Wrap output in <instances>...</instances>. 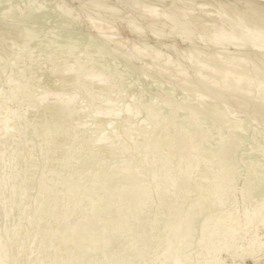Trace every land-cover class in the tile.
<instances>
[{
    "label": "bare ground",
    "instance_id": "1",
    "mask_svg": "<svg viewBox=\"0 0 264 264\" xmlns=\"http://www.w3.org/2000/svg\"><path fill=\"white\" fill-rule=\"evenodd\" d=\"M76 1L79 2V5H77L76 8L74 9L73 4H75ZM83 2L84 0H0V54L2 55L3 53H5L6 55H9V56L10 55L17 56V54L20 55L21 52H23L24 48L28 47L33 50L34 46L37 44H41L44 38L49 43V45L57 44L56 41L60 39L62 41L61 48L65 47V51L64 50L61 51L59 56H61V53L63 52L62 53L63 57L64 56L77 57L76 58L77 62L83 63L84 71H82L83 78L80 79V84L85 86L86 88L85 90L86 92H88V94L85 93L87 97L90 95L89 92H91V95L93 94L97 95V99L95 103L97 102L98 99L100 101H103V103L105 104L110 103L112 102L113 98L115 100V98H117L116 96H119L118 94H116L117 92H120L118 91L119 89L118 85H116L118 84V81L122 80L124 83L125 81H127V79L130 80L132 78V75L129 72H127L129 71L127 69V65H129V63H131L130 66H132L133 70L137 72H144L147 78H148V75H151V76L153 75L152 77H155V78L151 77V80L149 79V84H151L150 88L154 90L155 93H153V95L155 96L152 95L150 97V95L147 94V97L150 101L149 105L150 107H152V109H154L153 112L156 113L157 111L155 110L159 109L162 106L163 101H166L168 103H171L172 105H177L178 108L180 107L182 109V112L186 114L184 116H187L186 118L182 117V118L176 119L174 114L177 113L178 108L174 107L172 108L170 112L172 115V118L174 119H170V117L167 115H165L163 118L154 119L155 120L153 123L154 126L152 125L153 128L161 124V122L164 119L166 121L158 129V134H157L158 137L148 138L147 141L149 142L156 141V145L160 149H164L168 143L167 132L170 131L171 128H174V127L179 129L181 132V139L178 142L177 147L173 149V152L174 154L179 155L184 160L183 164L180 163V169H181V174L183 175L181 184H183L185 188L181 189V191H175V192L177 196L180 194V198L182 197L184 198L188 196L190 197V200L192 199H191V196L189 195L193 193L194 199L192 200V203L189 202V207L187 205L186 207L188 208L184 209L183 212L179 211L182 207L179 208V210L177 211L174 210L177 213L176 215H174V219H175L173 221L174 226L172 225L173 229L171 231V235L169 236L170 238H168L169 243H167L164 246H165V250L170 252V253L167 252V254H171V257L173 258L172 261L174 262L171 261V264H191L190 258L182 262L180 259H177L179 257L175 253L176 250L180 249L181 247H185V246L187 247L191 243L192 231L195 228V222L197 221L196 217L200 215L199 213L201 211H205L211 205H220L221 201H218L219 195L221 194L220 196L224 198L225 196H227V195H224V193L231 194V192L234 191L236 181L241 179L242 176H247L249 172H247L246 164L244 165L245 169L241 167L244 171L237 169V168H240L241 163L237 165L239 161H238L237 156L235 155V151H237L236 149H239L240 151L241 148L239 147L237 148V146L242 145V144L244 145L245 143H242L243 141L241 139L238 140L239 137L237 138V140L242 144L236 143V134H238L237 133L238 130L244 127V125L248 129L251 128V127H248L251 125H247L249 121L248 119L256 120L258 118L260 119V121L262 120L264 121V0H90L87 2L85 0L86 4H84L85 2L84 3ZM88 2L90 3L88 4ZM87 4L89 7L87 6ZM84 5H86L87 7L86 6L84 7ZM71 6L73 9L70 10ZM72 10H74V12ZM73 31H76V34L78 35V41H77V44H75L73 47L70 48V46L68 45L69 39H67L65 35L68 33H72ZM47 34H51V35L48 38L44 37ZM10 42H13V43L11 44ZM110 43L114 45L113 48L112 47L109 48L108 45H110ZM15 45L21 46L22 50L18 48L19 50H21V52L18 51L17 53L16 52L17 50L15 51V47L14 48L12 47ZM43 46L44 45H41V47ZM83 46L87 47L91 51H95V53L92 54V61H91L93 66H89L88 57L86 56V54L85 55L79 54ZM110 49H112L113 53ZM44 50H46V48H44L43 51ZM108 50H110V52ZM35 51L36 49H34V52ZM110 54L112 55V57L110 56L111 58L109 57ZM7 57L8 56H6V58L4 59L8 61ZM12 58L11 59L9 58L11 62H12ZM117 58L118 60L120 59V61L122 62H119ZM19 60H22V59H19ZM116 60L120 64L123 63L122 65L125 68L123 67L124 69L123 68L120 69L119 67L121 65H119ZM3 61H0V62H3ZM7 61H6V66L8 65ZM54 61H55V64L57 65V68H58L57 72L60 74V76H63V74H66L65 76H71L74 74L75 62H73L71 58H67L65 60H58V55H57L54 57ZM103 62H105L106 66H103V67L99 66V64ZM111 67L113 68V70H112V73L110 74L108 73L107 68H111ZM4 68L3 69L1 68L3 70V73L6 72ZM38 68L39 67L33 70L32 78H34ZM118 68L122 72L118 71ZM19 71H20V68L18 69V73L13 74L14 76L13 81H15L14 84L13 85L9 84L11 88V92L16 91L17 89ZM125 73L126 74L129 73V77L127 79L125 77L126 75ZM123 75L125 79L123 78ZM133 76H134V80L139 79V82H141L140 74L139 75L134 74ZM7 77H6V80L11 76H9L8 78ZM9 80L11 83L13 82L10 78ZM0 85L2 84L0 83ZM63 87L67 90L65 91L66 93H68V90L72 91L73 89V91H75V94H77L76 89L79 87V85L77 84L76 81L75 82L73 81V82H68V84L64 85ZM177 89H179V91ZM120 90L122 91V89ZM0 91H1V88H0ZM65 92H62V93L64 94ZM175 92H178V95L179 93L183 92L186 98H184L185 96L183 97L181 95L182 98L178 99L179 97L178 98L176 97L177 94ZM57 93L59 92L57 91ZM62 93L60 92V95H62ZM188 93L189 95L190 93L193 94L191 95L190 98L189 97L188 98L191 99L192 96L193 98L195 96L196 98L194 99H196L197 102L193 103L194 101L192 102V99H193L192 98L191 99L192 104L191 103L188 104L189 101L185 103V99L186 101L189 100L187 99ZM69 94H70V91H69ZM40 95H42V93H40ZM55 95H56V92H55ZM60 95L58 94V98ZM37 96L39 95L37 94ZM37 96L35 95V98ZM42 96H39L41 100H42L41 98ZM78 96H79V93H78ZM62 97L64 96H61V98ZM81 97L79 98L81 99ZM35 98L27 102L28 108L25 110L26 111L25 114L28 113L27 110L31 112L29 113V115L27 114L29 116L28 118L26 115L27 120H25L26 118L24 119L23 117H22V120L24 119L23 122L26 121V124L25 122L24 124L27 127V133L31 137V139H29L30 137L28 139L30 141L32 140V143L34 145L36 144L35 145L37 146L36 148H39L38 147V143H39L41 151L40 149L38 151L40 152L39 156L41 154L40 157L42 158V160L40 157L39 159L37 158L38 156H36V159L37 160L39 159L40 162L35 160L36 163L32 164L33 162L32 161L31 164L28 163V165L27 163H25V161H24L25 165H21L20 163L22 162L17 160V162L18 163L20 162L19 164L21 165L20 166L19 164H17L20 166L18 168L20 171L16 175L18 176V178H16L14 174V176L11 177L12 178L11 180L9 178V175H7L9 179L7 178L5 180L7 182L9 180L10 182V184L9 183L7 184L6 181L3 180L5 178L4 177L5 173L4 174L2 173L3 176L0 174L2 176V179H0V187L1 189L5 187V191H6V188H8L6 186L8 185L10 186V190H12V192H10L12 193L11 194V204H15L17 208H19L18 206L23 205L22 204L23 202H25L23 207L26 204L30 205L31 203H33L34 205L31 204L33 207L31 206L32 208L29 209V210H32L38 205L39 201L44 197H47V198L50 197L52 198V201L54 202L60 198L63 204H65L66 208H69L71 205L75 203L79 204V203L84 202L79 207V212L82 214V216L80 214L81 219L80 220L78 219V221H76L71 227L72 231H71L69 240L71 244L73 245L77 244L79 237H81L84 234H88L87 232H90V234H93V235L96 232H100V231H97V229H95V226L100 225V227H103L104 225L103 223L105 221L100 220L98 218L100 214H103V213L107 214V216H109V218L107 217L108 218L107 220L112 222V223L109 222L110 224H112V228L108 232L107 231L105 232L104 230H101V231L105 232V233H102L104 236L103 242H105V244L108 245V241L112 240L115 237V234L117 233V231L124 228L125 220L126 219L128 220L129 216H131V219H132L131 223L134 221V219H136V221L138 222L137 219L139 218L137 217H140V216H137L136 218L134 217L132 218L135 212V208H138L136 206L142 207L144 205V202L146 201L148 202L149 197L153 198L151 197L152 194H150V192H148L146 195L143 194V187L140 184L141 182L140 176H138V174L136 173L135 168H137L138 166L140 167L141 164H145L146 162L149 166H147V164L145 165V167L147 166L145 168L147 170L144 173H147V175L150 176V179H152L162 174L161 172H159L158 168L161 167L164 172L165 170H169L171 168V164L164 163L163 154L161 151L146 152L144 150L145 145L140 144L136 146V148L134 149L136 157H137L136 162L131 165L127 164L126 167L130 166L128 169L125 168V165H126L125 164L124 165L125 170L122 173L114 172L115 169L114 171L112 170L110 171L109 168L107 169V171L109 170L108 173L104 172L105 169L104 171L103 170L101 171L102 162H107L104 160L114 155V151H115L113 147L114 141L108 144L102 143L101 140L103 139V137H101L102 139L100 140L99 138L100 136H99V137H96L94 140L95 148H97L95 149L96 150L95 152L85 153L80 159L76 155L75 157L70 155L69 147L72 144L74 137L78 136L79 133L82 131V128L80 130L76 128L73 133H65L66 135L65 134L56 135V125L53 120L56 117L66 118V113L68 111L67 109L72 107V105L70 104L71 102H73L71 100L72 97L70 99L67 98L68 101H63V102L55 101V102L50 103L47 100L43 102L44 104H42L41 102L42 105L40 104L41 100L40 99L38 100V97H37L38 101H36ZM46 98L48 99V97ZM183 98L184 100L181 101V99ZM78 99L76 101V98H75L74 102L76 101L77 103H79L80 101L78 102ZM113 102H112V105H113ZM98 104L100 103L97 102V106ZM114 104L116 107V103ZM195 105H197L199 108L196 107ZM83 106L85 105L80 106L81 109H83L82 108ZM99 106L101 107V104ZM106 106L107 105H105V108ZM3 107L5 106L3 105ZM3 107L0 108V110L3 112L5 111L4 113H6L8 109L4 110ZM110 107L112 108L113 106H110ZM121 107L122 105L119 107V109ZM78 108L74 109V113L76 114V118L79 123L80 121H82V118H85L84 116L85 114L81 115L82 113H85V112L79 111ZM101 108H104V107H101ZM105 108L102 110H105ZM116 108L113 107V109H116ZM117 109L115 111H117ZM133 110L135 109L133 108L132 112ZM10 111H13V110H10ZM10 111H7L8 112L7 114H9ZM202 111H207V113L216 114L218 116L219 122L210 123L209 114L201 113ZM127 112L129 114L126 115L125 112L123 114H125L127 117H130V118H131V115L137 113L136 110L134 113H132L130 108L129 110H127ZM168 112L166 114H168ZM106 113L107 114H103V115L98 113L97 115L95 114L96 115L95 117L93 116L90 118V119L93 118L95 120V122L93 121L94 127L101 128L100 131H104V132H106L107 126L110 128L109 124L111 123V119H110L111 114L113 115L116 112L109 111ZM123 114L122 116H124ZM232 115H234L233 117L234 119L237 115L239 118L237 120L236 119L232 120L231 119L232 117H230ZM1 116L3 117V115ZM12 116L7 115L6 117L11 118ZM14 117L15 115L12 117L13 122L16 119V117L15 119ZM120 117H118V119ZM124 117H122V119ZM132 117H134V115ZM86 118L84 120L85 122L88 119ZM113 118H115V121H116V116ZM6 120L7 118H5V121H4V118L3 120L0 119L1 123L2 122L5 123ZM19 120H20V117H19ZM141 120L139 123H142V124H140L137 127L139 132H135L137 133L136 134L137 136H139V134H141L142 132L147 131V128H148L147 125L143 124L144 121L141 122ZM9 121L10 120L8 119L6 122V125L8 123V126H9ZM49 121H50V124H48ZM115 121H113L112 123L114 124ZM137 121H139V119ZM85 122L83 123V125H85ZM89 122L90 121H87V123ZM254 122L255 124H257L256 121ZM12 124L10 125L11 127H12ZM79 124L80 125L77 124L78 125L77 127L81 126L82 123L80 122ZM117 124L118 123H116V125ZM0 126H2V124ZM256 126L254 128L259 129L261 125H259L258 127ZM7 127H3V128L6 129ZM104 127H105V130H102V128ZM224 127L229 128L230 135H231L230 143L225 144V145H223L222 143L220 144V140H221L220 135L222 134L221 129ZM246 127L244 129H246ZM22 128L24 129V127ZM113 128L115 127L113 126ZM199 128L202 130L201 131L202 133H200L199 136L195 137L197 135L196 133H199V130H198ZM262 128H260V130H262ZM0 129L2 128L0 127ZM251 129L245 132H248L249 134ZM253 129H252V132L256 130V132H254L253 134H257L258 129H254V130ZM11 131H8L9 133L6 132V136H7V133L9 135L12 134L13 132L10 133ZM240 131L242 132L238 134L239 136L241 133L244 132L243 129ZM122 132L123 131H120V133ZM135 133H134V136H136ZM260 133H261L260 134L261 137H263L264 136V135L262 136V134H264L263 131H260ZM101 134L103 135V133ZM2 135L0 136L2 137ZM12 136H14V134L10 136L9 142L10 140H12L11 139ZM116 136L117 138H115V141H117L116 139L120 138L118 137L120 136L119 134H117ZM190 137H193L194 139ZM248 137L249 136H247V138ZM240 138H242V135ZM254 138L255 137H252V139ZM133 140H135V138ZM249 140L250 138L247 141ZM0 141L2 140L0 139ZM5 141L8 142V138ZM257 141L259 140L258 139L255 140V142ZM15 142H14V145H15ZM132 142L133 141L129 143H132ZM10 143L8 145H10ZM258 143L256 147L258 146ZM29 144L27 143L28 149H30L29 146H31ZM247 144H253V141L252 143L247 142ZM247 144L245 145L247 146ZM4 145H7V143H5ZM8 145L7 147L9 148ZM0 146H3V145H0ZM248 146H251V145H248ZM5 147H2V148L5 149ZM20 149L22 150V148ZM23 149L26 150L25 148ZM9 150H6V152ZM92 150L94 149H91V151ZM29 151L31 152V149ZM38 151H35V153ZM261 151L262 152L259 151V153L260 154L262 153L263 155L264 154L263 148ZM10 152L8 153L10 154ZM24 153L28 154V152H24ZM197 153H207L214 160H217L216 166H214L215 161L213 159L209 160V163H210L209 168L217 169L216 174L214 175L221 176L220 182L222 184L221 186H218L220 188H218L215 192L210 191V185L207 183H203V184L196 186L197 181L201 182L207 178L202 176V178H199L196 181L195 176L192 177L191 175L192 169L190 165L185 163L188 160L193 159V157ZM27 154L25 156H27ZM18 155L20 156V154ZM13 156L10 155V157H13ZM30 156L31 155H28V158ZM234 156L237 158L238 162L236 161ZM67 158H69L70 160L69 169H70V172H73V174L70 177H63L62 173L59 174L60 172L59 170H61L62 162ZM30 159L31 157L29 158V160ZM19 160H21V157ZM3 161H6V160L3 159ZM9 161H12V160H9ZM48 161L52 165L47 175V180L50 182L58 175L59 177L58 187L60 189H63L61 195L59 196L55 194L54 195L50 194L47 183H43L41 181L42 180V164ZM152 161L153 162L159 161L158 166L155 165L156 162L153 164ZM198 161L201 163L203 162V159L199 158ZM6 163L4 165V168L5 166L9 165L8 163L6 165ZM39 163L40 164L42 163V164L40 165ZM0 165L3 166L2 164ZM13 165L15 164L11 163V168L13 167ZM17 165H15V167ZM39 165H40V171H39ZM122 166L120 165V167ZM11 168L10 169L8 168V173L10 172L9 170H11ZM13 170H14V173L18 172L17 170H15V168ZM120 170H122V168H120ZM121 174L123 175V177L125 176V178L127 179L126 180L124 178L125 182L123 181L124 183L122 184L120 182L124 179H122L123 177L121 176ZM168 192L166 195L167 197L170 198L171 194L170 196H168L170 193ZM164 193H166V191L162 193V196ZM77 194H79V196L75 197V195ZM115 194L116 196H114ZM172 194L174 195V193ZM208 194L209 195L211 194V196L212 194L214 195L217 194L218 197L217 196H216L217 198L213 197L214 196L213 195L212 198H210L209 196H207ZM1 196L2 197L0 198L3 199V195ZM205 196H207L210 199L209 203H206V204L204 203L206 202V200H204ZM157 197L158 196L156 195V199ZM221 197H220V200H222ZM231 197L233 199V196ZM180 198L179 200L181 201ZM173 199H175V197ZM225 199H223L222 201H224ZM250 199H251V202L255 200L257 204H254L255 201L254 203L252 202V204L258 206L259 197L252 196ZM125 200L127 202H125ZM150 200L152 199H149V201ZM236 200L237 202L236 201L235 202L238 203V206H239L240 202L238 198H236ZM30 201L31 203L29 204ZM153 201H155V199ZM208 201L209 200L207 199V202ZM0 204H2V202H0ZM254 205H253V208H251L252 210L256 208ZM147 206L145 207L147 208ZM170 206H171L170 208L171 211H173L174 208H177L178 204L176 205V204L171 203ZM141 207H140V210L137 211L138 212L137 214H139V212L141 211ZM9 208L10 207H8V209ZM237 208L238 207H236V209ZM24 209L27 210L26 206L24 207ZM252 210L249 209V211L248 210L245 211L242 208L243 213H239V210L237 211L238 213H236L234 212L235 210L222 209L221 211L216 212L214 215L208 216L207 218H205L204 222H201L200 224V226L201 225L203 226V228L201 227L200 230L203 229V232H204V234L202 233L203 236H201L202 234H200V236L202 237L201 244L203 248L205 249V251L206 249H209V248L211 249V247L214 244L213 242H216L215 240L219 238H220L219 240H223L221 241V243L223 242V245L221 246V243H220L219 247L216 248L215 246H218V245H215L217 244L215 243L214 247L216 248L215 249L216 252L220 251V253H222L221 251L223 250L228 251L229 250L228 248H231L232 244L233 246L236 244L235 240H237V238H240L241 230L245 228V226L246 227L253 226V229L254 227L256 228L257 225L264 226V207L258 206L256 210H253V211ZM1 211H3L2 208L0 212ZM25 211L23 210L24 213ZM1 215L2 214H0V217ZM4 215L6 217V214ZM20 216L22 217L23 215L20 214ZM145 217L146 216H144V218ZM6 219L8 218L6 217L5 220ZM104 219L106 220V218ZM198 220L200 221V219ZM7 221L8 220H6V222ZM108 221H106L107 222L106 224L109 225ZM145 221L146 219L144 220V222ZM141 222H143V217L140 223ZM4 224H5V221L2 223L1 227L2 226L4 227ZM108 225H107V228L111 226V225L110 226ZM198 225H199V222L197 226ZM245 230L249 231L248 228ZM2 231L4 232L5 229H3ZM253 235H249V238L252 237ZM1 236L2 235H0V245L2 246L0 250V264H6V258L8 257V254H9L8 249H7V243H6L7 240L5 239V241L1 242V240H4L5 238L4 237L2 239ZM47 237H49V234ZM167 237H168V234H167ZM194 238L196 239L195 236ZM219 240L217 241L219 242ZM234 241H235V244L233 243ZM103 242L100 245H102ZM195 242L196 240L193 242V244ZM143 244L145 243H142V245ZM142 245L139 247H142ZM145 245L143 246L144 248H146ZM202 246L200 247L202 248ZM124 247H125V243H124ZM143 247L141 248L142 250H143ZM214 247L212 248L214 249ZM235 247L237 248L236 251H238V247L237 246ZM244 247H245V244H244ZM100 248H102L103 250L105 247L104 248L100 247ZM136 248L137 249L135 248L134 249L135 250L140 249L138 247ZM194 248H196V246L191 247V249L195 250ZM120 249H118L119 254H117L118 251L117 253L115 252L117 256L118 255L120 256L122 253H124V250H122L123 248L121 249L123 251L121 253H120ZM210 249H209V252H210ZM263 249H264V237L263 238L254 237L251 240V242L248 244V247H246V249L245 248L243 249L242 247V250H240L239 253H241L244 257L245 255H248L250 257V256H254L256 253L260 252ZM193 250H191V252ZM187 251L189 253V250ZM199 251L200 250H198L197 252ZM173 252H174V255H173ZM81 253L82 254L86 253V255L88 254L87 250L84 249L83 247L81 249ZM201 253H203V251ZM136 254H137V251L134 256H136ZM144 254H139V255H144ZM110 255L113 256V254H110ZM124 255L125 254H122V259L124 258ZM130 255L125 256L123 261L126 258H129ZM145 255H144V258L147 257ZM148 255H149V252H148ZM134 256L132 255V259ZM106 257L108 258L109 256L107 255ZM206 257L207 256H205V258ZM114 258H116V256ZM136 259L138 262L137 257ZM119 260L117 259L118 262ZM141 260L145 261V259H142V257H141ZM170 260L171 259H169V261ZM128 261L129 259L127 260V262ZM203 261L204 262L210 261L211 263V260H207V261L203 260ZM127 262H125V264H127ZM137 262H133V263L135 264ZM140 262L141 261H139V263ZM146 263L144 262V264ZM165 263L162 262L160 264H165Z\"/></svg>",
    "mask_w": 264,
    "mask_h": 264
},
{
    "label": "rangeland",
    "instance_id": "2",
    "mask_svg": "<svg viewBox=\"0 0 264 264\" xmlns=\"http://www.w3.org/2000/svg\"><path fill=\"white\" fill-rule=\"evenodd\" d=\"M87 1H90V0H86V2ZM84 2H85V0H84ZM86 2L84 4H86ZM89 3L90 2H88V4ZM88 4H87V6H88ZM77 5H79V2L76 1L75 4H73V8L75 9ZM85 6L86 5H84V7ZM73 8L71 6L70 10ZM72 11L74 12V10H72ZM50 35L51 34H47L44 37L48 38ZM65 36L67 37V39H69L68 45L70 46V48L73 47L75 44H77L78 35L76 34V31H73L72 33H68ZM59 40L56 41L57 44L49 45V43L44 38L42 40L41 44H37L34 46V49H36V51H35L36 53L34 52V49L32 50L31 48H28V47L24 48L23 52H21V50H22L21 46H19V45L12 46L13 48L15 47V51L17 50L16 51L17 53H18V51L21 52V54L19 52L20 55L17 54L18 58L16 55H13L15 57V59L12 55L9 56V55H6L5 53H3L2 54L3 56H2L0 54L1 55L0 61H3V60L5 61V63H4V61L0 62V69L1 68L3 69L6 66L7 60H5L4 58H6V56H8L7 57L8 58V61H7L8 65L4 68V70L6 72L4 71L5 73H3V70L1 69L2 72L0 70V76H1L0 83L2 84V85H0V88H1V91H0V94H1L0 95V106L1 107L0 108H2L4 105L5 106V107H3L4 110L8 109L7 111H10V110L14 111V112L10 111L9 114H7L8 113L7 111H6V113H4L5 111L3 112L0 110V117H1L0 119L3 120V118H4V121H5V118H7V120L8 119L10 120L9 126H8V123L6 125L7 120L5 123L4 122L1 123V121H0V125L2 124V126H0V127L3 129V131L6 130L5 132H3L2 129H0V132L2 131L0 133V135L3 134L2 137L0 136V139L2 140V141H0V145H3V146H0V147L2 148V147L6 146L5 149L0 148V151H1L0 152V157H1L0 158L1 159L0 164L3 165V166L0 165V174L2 175V173L3 174L5 173L4 174L5 178L3 177L4 178L3 180L8 178L7 175H9V178L12 180L11 177H13L14 174H15V177L18 178V176H16V175L19 173L20 170L18 168L21 165H25V163H27V165H28V163L31 164L32 161H33L32 164H34V163H36L35 160L39 161V159L41 158L40 157L41 154L39 156L40 152L38 151L40 149V145L38 143L39 148H36L37 147V146H35L36 144L34 145L32 143V140L31 141L29 140V139H31V137L27 133V127L25 125L26 121H24L25 122V124H24L23 120L26 118V115L27 114L29 115V113L31 112V111L27 110L28 113L25 114V112H26L25 110L28 108L27 102L29 100L35 98V95L37 96V94H38L39 96H42L43 93H44V95L41 97L42 100L39 98V96H37L38 100L39 99L41 100L40 104H41V102H42V104H44L43 102H45L47 100L50 103L55 102V101H60V102L68 101L67 98L70 99L71 97H72L71 100L74 102L75 98L77 101V99L82 96L81 99L79 98L80 100L78 99V102L80 101L79 103H77L76 101L74 102V104H73V102L70 103L72 105V107L67 109L68 111L66 113V118L65 117L64 118H57L56 117L53 120L55 125H56V135L65 134V133H73L76 128H78L79 130L82 128V131L79 133V135L77 134L78 136L74 137L73 142L69 147L70 155H72L74 157L76 155L80 159V158H82V156L85 153L95 152L96 151L95 149H97V148H95L94 140L96 137L100 136L99 137L100 140L102 139L101 137H103V139L101 140L102 143L108 144V143H112L113 141L115 142V143L113 142V145H114L113 147L115 149L114 155L104 160L107 162H102L101 171L102 170L104 171V169H105L104 172L108 173L109 170L114 171V169H115L114 172L122 173L125 170V168L128 169L130 166L126 167L127 164L131 165V164H134L136 162L137 157H136L134 149L136 148V146H138L140 144L145 145L144 150L146 152H149V151L159 152V151H161L163 154L164 163L165 164L166 163L171 164V168L169 170H165L164 172H163L161 167L158 168L159 172H161L162 174H160V175H158L152 179H150V176L147 175V173H144L147 170L145 168L147 166H149L146 162H145V164H141L140 167L138 166L140 169L138 167L135 168L136 173L138 174V176H140V181H141L140 184L143 187V194L146 195L148 192H150V194L153 195V196L151 195V197H153L155 199V201H153L154 200L153 198L149 197L148 202L146 201L147 204H146V202H144V205L142 206L144 208H142L141 206H136L138 208H135V212H134L132 218L133 217L136 218L137 216H140V217H137V218H139V219H137L138 222L136 221V219H134V221L131 223L132 219H131V216H129L128 220L127 219H126L127 221L125 220V225L128 222V224L126 225L128 228L124 225V228L117 231V233L115 234V237L112 240L108 241V245H106L105 242H103L104 236L102 234V233H105L106 231L108 232L112 228V224H110L112 222L107 220L109 218V216H107V214H105V213H103L104 215L100 214V216L98 218L100 220L105 221L103 223L104 224L103 227H100V225L95 226V229H97V231H100V232H96V233H94V235L90 234V232H87L88 234H84L81 237H79L77 244L73 245V244H71V242L69 240L70 235H71V231H72L71 227L76 221H78V219L79 220L81 219L82 214L79 212V207L84 202L79 203V204L75 203V204L71 205L69 208H66L65 204H63V202L60 200V198L54 202V201H52V198L44 197L39 201L38 205L32 210H29V209H31L33 207L32 205H34V204L31 203V201H30L29 204L31 203L32 205L26 204L25 205L27 208V210H26V209H24L25 206L23 207L25 202L22 203L23 204V205H21L22 207L18 206L16 204L19 208H17L15 206V204H11V194L12 193H10V192H12V190H10L9 185L6 186V187H8V188H6V191H5V187L2 189L0 187V197H2L1 195H3V199L0 198V200H1L0 202H2V204H4V205L0 204L1 205L0 210L2 208V210L4 211V212L3 211L0 212V214H2L0 217V223H1L0 224V231H1L0 235L3 236V237L1 236L2 239L5 237L4 240H1V242L5 241V239L7 240L6 243H7V249L9 252L8 257L6 258V264H115V263L116 264H118V263L119 264H121V263L125 264V262H127V260L129 259V261L127 262V264H128L130 261L132 263L137 262L136 257L138 258V262L135 264H141V263L144 264V262L146 263L147 261L148 262L146 264H156V263L160 264L162 262L165 263L166 261L167 262L165 264H171V261L173 260V258L171 257V254H167L168 251L165 250L164 245L169 243L168 238H170L169 236L171 235V231L173 229L172 225H173V221L175 220L174 215L177 214L175 211L179 210V208H181V207L182 208L179 210L181 212H183L184 209H187L189 207V202L192 203V200L194 199V195H193V193L189 195V196H191V199H192V200H190V197H188V196H186L184 198L183 197L180 198V194L177 196V194L175 192V191H181V189L185 188L184 185L181 184V180L183 178V175L181 174V169H180V163L183 164L184 160L179 155H176L173 152V149L177 147L178 142L181 139L180 130L177 129L176 127H174V128H171V130L167 132L168 143L164 149H160L156 145V141L149 142V141H147V139L158 137L157 136L158 129L166 121L165 119L162 122L159 121V122H161V124H159L157 127L153 128V126H154L153 123L155 121L154 119L163 118L165 115L169 116L170 119H174V118H172V115L170 112H171L172 108H174V107L178 108V106L172 105L171 103L163 101L162 106L159 109L155 110L157 112L156 113L153 112L154 109H152V107H150V105H149L150 101L147 97V94H149L151 97L153 95V93H155L154 90L150 88L151 84H149V79L151 80V77L153 75L152 76L148 75V78H147V76L144 72H137V71L133 70L132 66H130L131 63H129V65H127V69L129 71H127L126 69L125 70L132 75V78L130 80L127 79L129 77V73H127L128 76L125 73L126 74L125 77H126L127 81H125L124 83L122 80L118 81V84H116V85H118V87H119L118 91H120V92L116 93L119 96H116L117 98H115V100L113 98V100H114V102L112 100L113 105H112V102L105 104V103H103V101H100L99 99L97 100V102L101 104V107L105 108V105H107L105 110H102L104 108H101L99 106L100 104H98V106H99L98 107L97 102L95 103V101L97 99V95H94V94L91 95V92H89L90 95L87 97L85 95V93L88 94V92H86L85 86L80 84V79L83 78V75H82V71H84L83 63L77 62V59H76L77 57H71V56H64L63 57L62 56L63 52L61 53V56H59L61 51H63V50L65 51V47L61 48V42L62 41L61 40L59 41ZM10 43L12 44L13 42H10ZM41 45H44V46L41 47ZM16 46H18V47H16ZM108 46H109V48H111V47L113 48L114 45L110 43V45H108ZM18 48L21 50H19ZM44 48H46V50L43 51ZM110 50L112 51V49H110ZM110 50H108V51L110 52ZM94 53H95V51H91L87 47L83 46L79 54L80 55L86 54V56L88 57L89 66H93L91 61H92V54H94ZM112 53H113V51H112ZM4 55H5V57H4ZM57 55H58V60H65L67 58H71L72 61L75 62V71H74L73 75L65 76L66 74H63V76H60V74L57 72L58 68H57V65L55 64V61H54V57ZM40 56H41V58H40ZM110 56L112 57L111 54L109 55V57ZM9 58L10 59L12 58V62H11V60H9ZM13 59H14V61L15 60L16 61L14 62ZM19 59H22V60H19ZM117 60H118V58H117ZM118 61L122 62V61H120V59ZM119 62H118V64L121 66L120 67L118 66V67L121 69L124 66L122 65L123 63L120 64ZM1 63H2V65H1ZM3 64H5V65H3ZM99 66H101V67L106 66L105 62L100 63ZM37 67H39V68H38L34 78H32V75H33L32 72ZM19 68H20V71H19V75H18L17 89H16V91L11 92V88H10L9 84H12V85L14 84L15 81H13L14 80L13 74L18 73ZM119 68H118V71H121ZM112 70H113L112 67L107 68V71L110 74L112 73ZM134 74H136V75L140 74L141 75V77L139 76L141 78L140 79L141 82H139V79L134 80V76H133ZM7 76L13 77V78L9 77L13 81L12 83L10 82V80ZM6 77L8 78L7 80H6ZM125 77L123 75L124 79H125ZM152 78H155V77H152ZM73 81L74 82L76 81L77 84L79 85V87L77 88L78 90L76 89L77 94H75V91H73V89H72V91L68 90V93H66L65 91H67V90L63 86L67 85L68 82H73ZM134 81H135V83H134ZM136 81H138L139 83ZM120 89H122V91ZM49 90H50V92H49ZM177 90L179 91V89H177ZM45 91H47L49 93H47ZM54 91L56 92V95H55ZM57 91L59 93H57ZM69 91H70L71 96L69 94ZM60 92L61 93L65 92V93L64 94L62 93V95H60ZM40 93H42V95H40ZM78 93H79V96H78ZM175 93L178 95V92H175ZM58 94L60 95L59 98H58ZM66 94L69 97H67ZM48 95L50 96V98ZM177 95H176V97L177 98L179 97L178 99L182 98V96L183 97L185 96L183 92L179 93L180 96L182 95L181 97L179 95L178 96ZM191 95H193V94L190 93V95H189V93H188L187 99H189L191 97ZM61 96H64V97L61 98ZM85 96H86V98H85ZM153 96H155V95H153ZM37 97L35 98L36 101H38ZM43 97L44 98L48 97V99L47 98L44 99ZM73 97H74V99H73ZM118 97H120V98H118ZM184 98H186V96ZM184 98L181 99V101L184 100ZM192 98H193V96H192ZM194 98H196V97L194 96ZM194 98L192 99V102L194 101L193 103L197 102V100ZM56 99H58V100H56ZM191 99H189L187 101L185 99V103H187L189 101L188 104H190V103L192 104ZM114 103H116V107L118 109L115 107ZM119 104H120V106L122 105L121 108L124 111H122L121 108L119 109V107H120ZM82 105H85L82 107L83 109H81V107H80ZM109 105L116 108L117 111H115L116 109H113V107L111 108ZM195 106L198 107L197 105H195ZM76 108H78L79 111H81V112H85V113H82L81 115L85 114L84 116H85V118L87 116L88 119L87 118L86 119H87V121H90L89 123H87V121L86 122L84 121L85 118H82V121L79 120L82 123L81 126L77 127L78 125H80L79 124L80 122L78 123V120L76 118V114L74 113V109H76ZM100 108H101V110H100ZM129 108L131 109V112H132V109L134 108L138 114L137 113H135L136 115L133 114L134 117H132L133 115H131V118L127 117L126 115L129 114L127 112V110H129ZM20 109H22L24 111H22ZM96 109H97V111H96ZM98 109H99V111H98ZM135 110H133L132 113H134ZM177 110H178L177 113L174 114L176 119H179L182 117L183 118L187 117V116H184L186 114L182 112V109L180 107ZM109 111L110 112L114 111L117 113V114L114 113L113 115L111 114V117H110L111 123L113 121H115V118H113L115 116H116L117 122L115 121L114 124L113 123L109 124L111 130L107 126L106 132L100 131L101 128L94 127L93 121L95 122V120L93 118H92L93 120L90 118L93 116L95 117L98 113H100L102 115L107 114L106 112H109ZM2 112L6 116L7 115L12 116V114H13V116L15 115L16 119H15V117H14V119L16 122L15 121L13 122V120H12L13 116L11 118H8ZM22 112H24V113H22ZM124 112L126 115L123 114ZM167 112H168V114H166ZM119 113H120V115H119ZM201 113H207V111H202ZM23 114H24V116H23ZM122 114L126 117L122 116ZM207 114H209V117H210L209 122L210 123H218L219 122L218 116L216 114H213V113H207ZM1 115H3V117ZM17 115L20 117V120H19V117ZM28 115H27V118L29 117ZM117 116L118 117L121 116L120 117L121 119L120 118L118 119ZM22 117L24 118L23 120H22ZM122 117H124V118L122 119ZM230 117H232L231 118L232 120L234 119L233 118L234 115H232ZM236 117H235V119L237 120L239 117H238V115ZM27 118L25 120H27ZM112 118H113V120H112ZM138 119H139V121H137ZM119 120H120V122H119ZM140 120H141V122L144 121L145 123L143 122V124L147 125L148 128H147V131H144L141 134H139V136H137L136 135L137 133H135V132H139L137 127L140 124H142V123H139ZM248 120H247L248 123H247V121H246V123H247V125H251L248 127H251L252 129L256 125H257L256 127L261 125L260 128H262L264 126V125H262V124H264V121L263 120L260 121V119H258V118L256 120H253V119H251V120L248 119ZM83 121L85 122V125H83V123H84ZM252 121H253V123H252ZM254 121H256L257 124H255ZM12 122H13V124H12ZM3 123L5 124V126ZM116 123H118V124L116 125ZM11 124H12V127L10 126ZM48 124H50V121L48 122ZM113 126L115 128H113ZM3 127H7V128L5 129ZM22 127H24V129ZM245 127L246 126L244 125V127L240 128L237 133L239 134L240 132H242V131H240L242 129L244 132L249 131L251 129V128L248 129L246 127V129H247L246 130V129H244ZM260 128L259 129L254 128V129H258L257 130L258 135L253 134L254 132H256V130H254V129H253L254 132H252V129H251L249 134H248V132H245L247 134H245L243 132L240 134V136L238 134H236V143L247 144V142L252 143V141H253V144H247V146L245 144H244L245 146L243 144L237 146V148L238 147L241 148L240 151H239V149H236L237 151H235V155L237 156L239 162L237 161V158L234 156L236 161L238 162V163L236 162L237 165H239L241 163L240 168H237V169H240V170L245 169L244 165L246 164L247 165L246 169H247V172H249V173L247 174V176H242V178L240 177L241 179L238 178L239 180L236 181L234 191L231 192L232 195L224 193V195H227V196H225L226 199H225V197L222 198L220 196L221 194L219 195L218 201H221L220 205H211L205 211H201L199 213L200 215L198 214L199 216L196 217L197 221L195 222V228L192 231V238H191L192 244L190 243L189 246H187V247L186 246L181 247L180 249H178L179 251L176 250V252H175L177 254V256L179 257V258H177V257L176 258L180 259L181 262L188 260V258H190L191 264H205V263L206 264H211V263L212 264H238V263L239 264H264V249L261 250L260 252L256 253L254 256H250V257L248 255H245V257H244L241 253H239L240 250H242V247H243V249L244 248L246 249V247H248V244L251 242V240L254 237H258V238L264 237V226L257 225L256 228L254 227V229H253V226L252 227L251 226H248V227L245 226V228H243L241 230V233H240V238H242V239L237 238V240H235L236 244L234 241L233 243L235 245L233 246V244H232L231 248H228L229 249L228 251L223 250V251H221L222 253H220V251H217L220 254L217 253L215 249L217 247H219V244L223 240H219L220 238L216 239L215 240L216 242H213V243L214 244L217 243L215 245H218V246H215L212 243L213 244L212 247L215 246L216 248L214 247V249H213L211 247V249L209 248L210 252H209V249H206V251H205V249L203 248V246L201 244L202 243V237L201 236H203L204 232H203V229L200 230L201 227L203 228V226L202 225L200 226V224H201V222H204L205 218H207L208 216L214 215L216 212H219L222 209L235 210L234 212H236V213H238L237 212L238 210H239V213H243L242 208L245 211L246 210L249 211V209L252 210L251 208H253V205L257 204L255 200L252 201L253 203L255 201V203L252 204L251 199H250L252 196L259 197L258 206L264 207V154L262 155V153L261 154L259 153V151L262 152L261 151L262 148H263V153H264V147H263V145H264V138H263L264 136L263 135L264 134H262L263 137H261V135H260L262 133V132L260 133V131H263V133H264V130H263L264 127L262 128V130H260ZM9 129H11V130L13 129L14 131L13 130L11 131ZM102 130H105V127L102 128ZM198 130H199V133H196L197 135L195 137L199 136V134L202 133L201 132L202 130L200 128ZM221 130H222V134L220 135V138H221L220 144L222 143L223 145H225V144L230 143L231 135H230L229 128L224 127ZM8 131H11L10 133H12V132L13 133L9 135ZM22 131H24V132H22ZM120 131H123V132L120 133ZM6 132H8L7 136H6ZM101 133H103V135L105 137ZM134 133L136 136H134ZM13 134H14V136H12L11 137L12 140H10V142L11 141H13V142L10 143L9 139H10V136ZM117 134L120 135V136H118L120 138L116 139L117 141H115V138H117V136H116ZM243 134H244V136H243ZM26 135H28V136H26ZM241 135H242V138H240ZM256 135H257V137H256ZM247 136H249V137L247 138ZM244 137H245V139H244ZM252 137L257 138L259 141L255 142V140H257V139H255V138L252 139ZM7 138H8V142L5 141ZM132 138L133 139L135 138V140H133ZM190 138H193V137H190ZM237 138H238V140L241 139L243 142L241 141L242 143H240L237 140ZM249 138H250V140L247 141ZM15 141L17 142V144ZM131 141H133V142L129 143ZM2 142H3V144H2ZM14 142H15V145H14ZM5 143H7V145L10 143V145H8L9 148L7 147V145H4ZM27 143L28 144L30 143L29 145L32 146V148H31V146H29L31 149V152L29 151L30 149H28ZM257 143H258V146L256 147ZM33 145H34V147H33ZM248 145H251L252 147L248 146ZM253 145H254V147H253ZM20 148H22V150ZM23 148H25L27 151L24 150ZM91 149H94V150L91 151ZM6 150H9V151L6 152ZM35 151H38V152L35 153ZM40 151H41V149H40ZM8 152H10V154ZM22 152L23 153L28 152V154L24 153V155H23ZM29 152H30V154H29ZM1 153H3V154L5 153L4 156L5 155H7V156L4 157L3 154H1ZM8 154H9V156H8ZM18 154H20V156ZM26 154H27V156H25ZM10 155H12V156L14 155V156L10 157ZM28 155H31L30 156L31 161L29 160L30 157L28 158ZM34 155H35V157H34ZM36 156H38L37 158H39V157L40 158L37 160ZM20 157H21V160H19ZM8 158H10V159H8ZM199 158H202L203 162L200 163L198 161ZM3 159H5L6 161H7V159H8V161L12 160L9 162L7 161V163L10 165V167H9V165H7L6 161H3ZM211 159H213V158L207 153H197V154H195L193 159L188 160L185 163L190 165V167L192 169L191 170L192 174L191 173L190 174L192 175V177L195 176L196 181H197V179L202 178V176L207 178L201 182L197 181L196 186L203 184V183H207L210 185V191L215 192L218 188H220L218 186H221L222 183L220 182L221 176L214 175V174H216L217 169L216 168H214V169L209 168V165H210L209 160H211ZM13 160H14V162H13ZM17 160L22 162V163L19 162L21 165L17 162ZM41 160H42V158H41ZM1 161H2V163H1ZM24 161H25V163H24ZM28 161H30V162H28ZM214 161H215L214 166H216L217 160H214ZM155 162H153V164ZM5 163L8 167L5 166V168H4ZM11 163H14L15 165H17V164L20 165V166L17 165L16 167H15V165H13L15 170L18 169L17 173L16 172L14 173V170H13L14 168L13 167L11 168ZM158 163H159V161L156 162L155 165L158 166ZM146 164H147V166L145 167ZM40 165H39V171H40ZM51 165L52 164L49 163V161L42 164V180L41 181L43 183H47V185L49 187V193L50 194H52V195L55 194V195L59 196V195H61L63 189H60L58 187V182H59L58 175L50 182L47 180V175L50 171ZM120 165L121 166L123 165V166L120 167ZM124 165H125V168H124ZM112 167H113V169H112ZM8 168L9 169L11 168V170H9L11 172V173L9 172L10 174L8 173ZM69 168H70V160H69V158H67L62 162V167H61V170H59L60 171L59 174L62 173L63 177H70L73 174V172H70ZM108 168H109V170L107 171ZM120 168H122V170H120ZM141 168H142V170H141ZM160 169H161V171H160ZM1 175H0V179H2V176H3V175L2 176ZM141 175H142V177H141ZM121 176L123 177L122 174H121ZM124 178H125V176L122 179H124ZM125 179L122 181L120 180L121 181L120 183L121 184L124 183ZM145 180H146V182H145ZM147 180H149V181H147ZM6 183L10 184L9 180H8V182L6 181ZM3 189H4V191H3ZM164 191H166V193H164L162 196V193ZM172 191H174V192H172ZM167 192L169 193L168 196H170V194H171L172 198H171V196H170V198L167 197V195H166ZM171 192L174 193V195ZM156 195L158 196L157 199H156ZM213 195L214 194H212V196ZM78 196H79V194L75 195V197H78ZM114 196H116V194ZM176 196H177V198H176ZM207 196L212 198L211 194L210 195L208 194ZM207 196L204 197V200H206V202H204V200H203V202L205 204L210 202V199ZM216 196L218 197L217 194H215L213 197H216ZM231 196H233V199ZM174 197H175V199H173ZM220 197L222 200L223 199H225V200L224 201L220 200ZM179 198L181 199V201L179 200ZM236 198H238V200L240 202L239 206H238V203H236L237 202ZM149 199H152L150 201H152L153 204H152V202L149 201ZM159 199H161L162 201ZM207 199L209 200L208 202H207ZM240 199H241V201H240ZM186 201H188V202H186ZM125 202H127V201L125 200ZM175 202H177V203H175ZM171 203L176 204V205L178 204L177 208H174L173 211H171V209H170ZM181 203H183V204H181ZM142 204H143V202H142ZM27 205H28V207H27ZM187 205H188V207H186ZM145 206H147V208H149V209H147ZM254 206L256 208H254L253 210H256L258 208V206H256V205H254ZM8 207H10V208L8 209ZM140 207H141V211H143V212L140 211L141 214H140V212H139V214H137L138 213L137 211L140 210ZM150 207H152V208H150ZM236 207H238V208L236 209ZM6 209H8V210H6ZM23 210L24 211L26 210L25 213L23 212ZM172 212H173V214H172ZM4 214H6V217L8 218V219H6V220H8L7 222L5 220L6 217ZM8 214H9V216H8ZM20 214L23 216L21 217ZM80 214H81V216H80ZM144 216H146V217L144 218ZM142 217H143V222L140 223ZM104 218H106V220ZM197 218L200 219V221ZM145 219H146V221H145L146 223L144 222ZM4 221H5L6 225L8 224L7 225L8 228L6 227L5 224H4V227L3 226L1 227V225ZM106 221H108V223L110 222L109 225L106 224L107 223ZM198 222H199V225H198L199 227L197 226ZM129 223H131L132 225ZM133 223H134V225H133ZM107 225L108 226L111 225V226L107 228ZM128 225H130V226H128ZM247 228L249 229V231L250 230L251 231L249 232V231L245 230ZM3 229H5L4 232L2 231ZM195 229H197V230H195ZM101 230H104L105 232H103ZM244 230L246 232H248L249 234L246 233ZM198 231H199V233H198ZM193 232H194V234H193ZM253 232H255V233H253ZM48 234H49V237H47ZM167 234H168V237H167ZM200 234H202V235L200 236ZM193 235L196 237V239L194 238ZM249 235H253V236L249 238ZM255 235H257V236H255ZM198 236H199V238H198ZM197 238L200 240H198ZM195 240L197 243L195 242L196 244L195 243L193 244V242ZM217 240H219V242ZM238 240H240V241H238ZM102 242L104 245L103 244L100 245ZM124 243H125V247H124ZM142 243H145L146 245L145 244L142 245ZM244 244H245V247H244ZM141 245H142V247L145 245L146 248L143 247V250H142L141 249L142 247H139ZM199 245L202 246V248ZM222 245H223V242L221 243V246ZM99 246L103 247V248L105 247V248L102 250V248H100ZM190 246L191 247L196 246V248H194L195 250L191 249ZM198 246H199V248H198ZM235 246L238 247V251H236L237 248ZM1 247L2 246L0 245V250H1ZM82 247L87 250V253H88L87 255H86V253L85 254L81 253ZM136 247H138L140 249L135 250V249H137ZM234 247H235V249H234ZM120 248L122 250H124V253H122V254H125L124 258H125V256L130 255V254H132L134 256L136 251H137L138 255L145 253L146 255L145 254L144 255L147 256L148 258L147 257L144 258V255H139V257H138V255L136 254V256H134L133 259H132V255H130V257L128 256L129 258H126L124 260L125 261L124 262L123 261L124 258L122 259V254L120 256L119 255L117 256V254H119L118 249H120ZM186 248H187V250H189V253L186 250ZM121 249H120V253L123 252ZM162 249L164 252L162 251ZM197 249L200 251L202 250L203 253H201L202 251L201 252L199 251L200 253L197 252L198 251ZM128 250L130 251V253ZM191 250H193V251L191 252ZM117 251H118V253H117ZM126 251H128V252H126ZM138 251H139V253H138ZM148 252H149V255H148ZM184 252H185V254H184ZM126 253H127V255H126ZM168 253H170V252H168ZM110 254H113V256ZM202 254H204V255H202ZM107 255L109 257L110 256L111 257L107 258L106 257ZM114 255L116 256V258H114L115 257ZM173 255H174V252H173ZM205 256H207L208 259H207V257L205 258ZM117 257H119V258H117ZM141 257H142V259H145V261L141 260ZM203 258H205V259H203ZM211 258H213V259H211ZM117 259L118 260L120 259L119 262L117 261ZM169 259H171V260L169 261ZM121 260H122V262H121ZM203 260H205V261L211 260V263H210V261H207L208 262L207 263V262H204ZM139 261H141V262L139 263ZM172 262H174V261H172Z\"/></svg>",
    "mask_w": 264,
    "mask_h": 264
}]
</instances>
